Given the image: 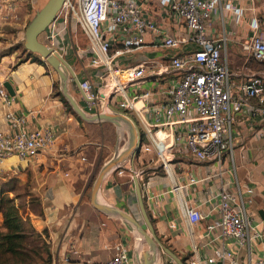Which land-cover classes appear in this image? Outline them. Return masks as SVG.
I'll return each mask as SVG.
<instances>
[{"label": "crops", "instance_id": "0c3cea01", "mask_svg": "<svg viewBox=\"0 0 264 264\" xmlns=\"http://www.w3.org/2000/svg\"><path fill=\"white\" fill-rule=\"evenodd\" d=\"M137 2L145 18L160 26L164 32L188 35L185 23L159 0ZM17 4V18L5 25L8 36L16 32L25 33L23 29L30 21L27 1L17 0ZM228 5L242 8V15L239 16ZM256 21L264 34V0H220L208 23L209 34L224 39L223 58L229 64L231 80L235 84L244 82L252 74L264 72V62L246 56L241 48V41L253 34ZM58 26L63 30L56 39V49L69 57V63L75 67L80 80L91 77L93 85L99 86L101 81L95 76L99 69L91 67L87 58L81 56L85 48L74 45L72 39H68L74 33L73 20L65 23L59 19ZM49 32L47 28L40 38L45 36L48 40ZM147 41L146 45L122 57L121 66H135L153 60L162 65L173 54L195 47L192 43H185L177 49H166L161 35L157 34H148ZM7 57V62L0 60V79L12 81L14 112L26 115L31 129L50 126L58 135L56 144L37 157L12 155L0 161L1 171L12 172L20 176L24 183L29 182L32 195L27 194L22 208L36 233L50 240L54 251L53 264L106 261L112 257L118 243H123L128 249L131 264H139L138 255L142 253L140 248L143 244L138 241V233L130 229L120 215L98 210L92 204L91 196L90 200L87 198L95 171L116 153L104 152L102 146L106 144L98 137L100 135L101 139H105L104 122H113L79 119L63 100L60 75L46 62L32 58L17 62L14 53ZM162 83L163 80L160 82L156 77H148L139 85L142 90L159 89L164 87ZM69 90L84 110L98 112L75 81H70ZM161 100L158 95L153 101ZM7 110V106L0 103V131L3 132L11 131L6 118ZM148 118L152 123L157 121L150 115ZM263 123L261 117L236 113L230 127L233 144L222 163L197 160L180 147V151L173 155L169 171L161 166L155 151L140 153V170L144 171L140 182L156 235L181 258L185 257L188 264H192L193 259L196 261L194 264H213L208 263V258L219 247L234 250L238 264H252L264 255V150L262 139L255 134ZM107 146L112 149L113 142L109 141ZM123 165L124 162L106 175L99 191V201L128 210L143 222V217L133 209L132 204L134 172L137 169L131 168L129 179ZM223 189L239 196L259 233H252L244 245L222 237L218 227L210 228L220 219L218 194ZM189 205L204 214L201 221L195 224L189 221L184 210V206ZM165 255L162 252L161 263L176 264Z\"/></svg>", "mask_w": 264, "mask_h": 264}, {"label": "built area", "instance_id": "2783aa9c", "mask_svg": "<svg viewBox=\"0 0 264 264\" xmlns=\"http://www.w3.org/2000/svg\"><path fill=\"white\" fill-rule=\"evenodd\" d=\"M159 2L185 23L188 35L164 32L145 18L137 0H65L48 27V45L56 48V39L63 30L58 26L59 19L65 23L75 19L81 25L89 40L81 56L87 58L91 67L99 69L95 76L101 81L95 87L91 77H86L80 80L81 87L98 112L127 110L141 124L146 140L142 141L140 153L155 151L161 166L169 171L173 155L180 147L197 160L222 163L233 144L230 127L235 114L244 112L264 121V72L252 74L240 84L231 80L229 64L223 58L224 39L213 37L208 31L220 0ZM228 8H233L239 16L243 13L242 8L232 5ZM17 16V0H0V35L5 25ZM253 28V34L241 41V48L246 56L264 61V34L257 21ZM148 34L161 35L166 49H177L185 43L195 47L173 54L162 65L153 60L121 66L122 57L148 43ZM148 77L163 80L164 87L142 90L139 83ZM158 95L162 100L154 102ZM13 102V95L0 79V103L8 108L6 118L11 126L10 132L0 131V161L12 155L37 157L52 148L58 139L50 126L31 129L26 115L14 112ZM255 134L262 139L264 150V123ZM143 174V170L134 172L139 179ZM218 198L220 219L210 228L218 227L222 237L234 239L239 245L246 244L252 233L259 234L235 192L223 189ZM184 210L193 224L204 218L196 207L184 206ZM114 249L110 259L95 264H131L132 258L123 243L116 244ZM218 261L238 264L235 251L222 247L208 258V263ZM191 262L196 263L194 259ZM252 264H264V255Z\"/></svg>", "mask_w": 264, "mask_h": 264}, {"label": "water", "instance_id": "95a60500", "mask_svg": "<svg viewBox=\"0 0 264 264\" xmlns=\"http://www.w3.org/2000/svg\"><path fill=\"white\" fill-rule=\"evenodd\" d=\"M64 1L65 0H47L46 3L36 11L25 27L24 46L30 52L40 54L58 72L61 78L63 95L71 104L74 111L82 119L87 121L106 120L115 123L117 127L126 125L130 133L128 144L122 150L116 151L115 155L100 169L91 191L92 204L100 211L120 215L126 221L128 227L135 230L140 238L143 239L144 243L147 245V250L145 252L141 251L142 253L138 255L139 264H161L162 252L170 257L176 264H186L184 260L175 253V251L165 245L157 237L154 224L145 205L139 177L134 176V183L138 205L144 219L143 222L140 221L134 213L128 210L99 201L98 195L101 185L109 172L119 167L128 158L131 159L134 169L135 158L139 156L141 151V133L137 121L128 112L115 109L113 112L103 111L88 113L80 106L75 97L71 94L69 90V83L71 80L75 81L77 85L81 87V82L76 71L56 48L49 46L40 40V35L46 31L56 19ZM4 84L10 94L15 95L12 81L8 80L4 82ZM83 95L87 99L84 90ZM130 222L132 226L130 225ZM218 264H223V262L219 261Z\"/></svg>", "mask_w": 264, "mask_h": 264}, {"label": "rangeland", "instance_id": "374dc122", "mask_svg": "<svg viewBox=\"0 0 264 264\" xmlns=\"http://www.w3.org/2000/svg\"><path fill=\"white\" fill-rule=\"evenodd\" d=\"M25 1H27L26 5L28 8V12L31 15L30 16L31 19L36 13V11L39 10L46 3L47 0H25ZM25 27L23 29L24 31H25ZM73 27H74V33H71L72 38H68V39L70 40L72 39L74 45H78L81 46L82 48H86L88 46L89 40L84 30L82 29L81 25L77 23L75 19H73ZM7 30L8 29L5 27L3 33L0 35V60H5V62H7L9 59L7 56L14 53L16 57L15 58L16 61L17 60L23 61L32 58V60L45 61L48 65H50L40 54L35 52H30L25 48L24 32L20 34L16 32L15 35L8 36ZM40 39L42 42L46 44H50L45 36H42ZM64 57L69 61V57L67 55H65ZM73 68L76 71L74 66ZM104 123H106L104 124L105 126L103 128V134L105 139H101L100 135L98 136L99 141L106 144V146L104 145L102 146L103 148L102 150L108 154H112L115 151L122 150L129 142L130 133L128 127H126V125L117 127L113 123H107V122ZM137 123L140 128L141 139L144 138L146 140V135L144 134V130L141 124L138 121ZM162 135L163 134H160V137H163ZM109 141L110 143L113 142L112 149L107 146V143H109ZM138 157L135 158L134 169L140 170L142 168V163L139 161ZM100 166L95 171L94 179L92 182H94L95 178L97 177L100 170ZM131 168H133V165L131 159L128 158L126 161H124L123 169L124 172L128 175L129 179L131 178L130 175ZM92 182L87 192L88 200H90V196H91ZM28 184H29L28 181L24 183L23 179L20 176H17V174L15 175L12 174V172H6L0 170V191L3 190L6 194L14 197L17 203L20 204L21 206L24 205V201L26 199L27 194L32 195L29 191ZM132 204H133V209H135L136 212H138L140 215L141 212L136 197V190H133ZM3 220H4L3 214L0 212L1 233L5 231V228L3 226ZM49 241H50L49 239L42 237L41 234H38L36 232L31 233L26 239L23 240V246L20 250V254H15V255L9 254L6 256L10 258L7 264H53L54 251H53V246ZM138 241L143 244L141 245L140 250L142 252H145L147 250L146 249L147 245L144 243L143 239L140 238V236H138Z\"/></svg>", "mask_w": 264, "mask_h": 264}, {"label": "trees", "instance_id": "16d2710c", "mask_svg": "<svg viewBox=\"0 0 264 264\" xmlns=\"http://www.w3.org/2000/svg\"><path fill=\"white\" fill-rule=\"evenodd\" d=\"M62 97L68 108L77 114L68 100L64 96ZM77 116L79 119H82L78 114ZM141 140L145 141L144 138ZM0 212L3 214V226L5 228L4 232H0V264H7L10 258L6 256L9 254H20L23 240L31 233H35L36 230L31 223L29 216L24 214L22 206L17 203L14 197L6 194L3 190L0 191ZM182 259L188 264L185 257Z\"/></svg>", "mask_w": 264, "mask_h": 264}, {"label": "bare ground", "instance_id": "6f19581e", "mask_svg": "<svg viewBox=\"0 0 264 264\" xmlns=\"http://www.w3.org/2000/svg\"><path fill=\"white\" fill-rule=\"evenodd\" d=\"M110 112H113V111H110ZM130 225L132 226L131 222H130Z\"/></svg>", "mask_w": 264, "mask_h": 264}]
</instances>
